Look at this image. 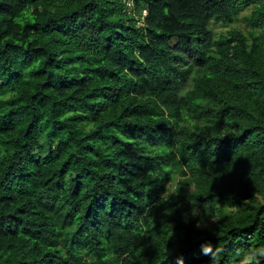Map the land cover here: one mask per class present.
<instances>
[{
    "label": "trees",
    "instance_id": "obj_1",
    "mask_svg": "<svg viewBox=\"0 0 264 264\" xmlns=\"http://www.w3.org/2000/svg\"><path fill=\"white\" fill-rule=\"evenodd\" d=\"M206 242L264 245V0H0V264Z\"/></svg>",
    "mask_w": 264,
    "mask_h": 264
},
{
    "label": "clouds",
    "instance_id": "obj_2",
    "mask_svg": "<svg viewBox=\"0 0 264 264\" xmlns=\"http://www.w3.org/2000/svg\"><path fill=\"white\" fill-rule=\"evenodd\" d=\"M198 213L193 212L196 216ZM216 221L215 217H212ZM196 227H201V222L198 221ZM224 249L219 246H213L211 242L201 244V254L208 256L212 264H220V259L224 253ZM264 262V245L258 247H250L240 254L238 264H262ZM177 264H184L183 257L177 258Z\"/></svg>",
    "mask_w": 264,
    "mask_h": 264
},
{
    "label": "rangeland",
    "instance_id": "obj_3",
    "mask_svg": "<svg viewBox=\"0 0 264 264\" xmlns=\"http://www.w3.org/2000/svg\"><path fill=\"white\" fill-rule=\"evenodd\" d=\"M197 213H199L200 217H202V224L201 226L205 227V226H209V221L208 220H212V217L210 216L209 219H206V214L204 213V211L202 209H198Z\"/></svg>",
    "mask_w": 264,
    "mask_h": 264
}]
</instances>
